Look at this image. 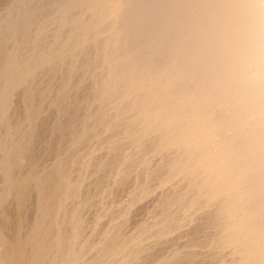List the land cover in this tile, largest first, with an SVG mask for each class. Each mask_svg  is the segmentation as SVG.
Segmentation results:
<instances>
[{
  "label": "bare ground",
  "instance_id": "1",
  "mask_svg": "<svg viewBox=\"0 0 264 264\" xmlns=\"http://www.w3.org/2000/svg\"><path fill=\"white\" fill-rule=\"evenodd\" d=\"M79 9H82L81 14L79 13L78 16L76 15L73 19L74 22H71L73 26L75 25V30L73 32L70 31L71 33L67 32V34L69 33L68 37L65 38V41L62 40L64 41L62 44L64 48L61 47L64 51H68V54L72 57L71 65L68 62L69 67H71L69 71L75 69L76 71L74 72L76 73L77 69H80L86 75H90V77L88 76L89 78L93 79V92L92 90L90 91L89 88V90H87V96L89 92L90 94L94 93V96L91 94L90 97L92 100L93 97L96 99L97 112L95 115L97 114V121L105 126V132H108L112 137L122 135L126 140L127 138L132 139L135 143L134 145L138 147L137 150L141 157L135 154L140 157V160L137 159V161H139L137 163H139L140 166L139 179L142 177L141 180L144 181L143 186L145 185L143 191L142 187H140L141 193L138 201L140 200L142 203L148 196V198L152 195L154 196H152L155 200L153 201L159 211V220L157 219L158 230L156 231L158 246L162 244L164 238L168 239V237H173V235L180 232L184 233L190 239L192 237H198V235H204L207 240L204 244L210 249V264H264V0H83L81 8ZM69 12L67 11V13ZM65 17L67 16L64 15L63 20ZM68 18L65 19L67 23L69 20ZM70 19V21H72V18ZM61 30H63V28ZM60 44L61 42H59L58 45ZM54 47L56 48V45ZM55 48H53V51ZM57 49H55V51L59 56V52L61 51L58 52ZM34 51L36 52V50ZM64 51L63 53H65ZM56 53L54 52V54ZM35 56L37 55L35 54ZM45 56L42 60L40 59L41 61H38V64L41 62L40 64L43 66L45 65L44 63L49 61L51 56ZM54 56L56 55H53V57ZM64 56L67 55L65 54L61 57L63 58ZM70 56L68 57L71 59ZM64 59L66 60V58ZM53 61L56 63L55 59L49 61V63ZM59 62H61V60ZM66 62L67 61H65V63ZM34 63H37V61ZM52 65L53 67H59L57 64ZM43 67L46 68L45 66ZM61 68L64 69L61 66L59 72H62ZM43 70H45L44 72L47 71L46 69ZM80 70H78V72ZM49 71H51V69ZM49 71L47 72L49 73ZM44 72L42 71V74L45 77L47 74L45 73L44 75ZM57 72L56 74H58ZM27 73L30 75L31 73L34 74L28 71ZM72 73L71 75H73ZM84 76L81 78H84ZM17 77L19 79V76ZM65 80H67V78ZM26 81H28V79ZM79 83L80 82H78V84ZM81 83L79 85H81ZM77 85L75 86L80 90L81 88H78ZM75 86L72 89L76 88ZM90 87L93 86L90 85ZM10 91H13V89H10ZM83 93H81V95ZM49 96H51V94ZM90 99L89 101H91ZM84 101H86V99ZM96 103H94V105ZM6 105V109L12 114L13 112L11 110L13 109V105H11L9 98ZM73 105H75V103ZM59 106L58 104V107ZM90 106H92V102ZM94 107L91 109L94 110ZM74 108L76 107L74 106ZM92 111L90 110L91 114L93 113ZM4 112H6V110ZM6 113H2L1 116ZM67 115L69 116V114ZM96 116L94 118H96ZM34 120L35 118L33 121ZM94 120L95 119H93V121ZM96 123H94V125ZM93 132L94 130H92V133ZM78 135L79 134H77V136ZM100 136L102 135L100 134ZM129 141L131 142V140ZM131 144L132 142L130 145ZM117 147L115 148L117 149ZM138 151L136 152L138 153ZM133 158L135 159V157ZM132 164H134V162ZM127 171L125 170V172ZM53 172L55 171L53 170ZM21 180L25 182V178ZM53 180L52 177L48 176V184L49 182H53ZM19 182L21 181L19 180ZM19 184V186H22V182ZM45 184L47 183H44L43 186L47 187L48 185L46 186ZM23 185L22 187L24 188L25 184ZM93 185H95V183ZM54 187L56 186L53 185L52 187V183H50L47 187V191L44 188L46 191L44 192H52ZM44 189L40 190L42 191ZM58 189L60 188L58 187ZM13 190L16 189L14 188ZM18 190L19 188L16 191ZM40 194H43V192H40ZM52 195L54 194L52 193ZM60 196L62 197L63 195L60 193ZM135 197L138 198L137 196ZM18 198L23 199L20 195ZM19 201L21 200L18 199V202ZM146 201L143 203L145 204ZM53 202H55V200ZM21 203L17 204L20 205ZM25 203H23V205ZM49 203L51 204V202ZM26 205L27 204H25V206ZM54 206H50V208H55ZM47 208H49V206ZM2 211H0V213ZM44 214L45 213H43V215ZM2 215L4 217V212ZM53 215L50 216L53 217ZM18 216H20L21 220L22 216ZM48 218L49 216L46 217L47 220H49ZM1 225L3 226V224ZM51 225H53V223ZM155 225L157 226L156 223ZM4 226L6 225L4 224ZM47 227L50 229L49 226ZM72 227L70 225L71 231L73 230ZM141 227L143 228V226ZM41 228L44 230L45 227ZM65 228L68 230V227ZM4 229L3 232L5 231ZM144 229L146 230L147 228ZM36 231L38 230L36 229ZM40 231L41 229L39 232ZM75 231L79 233L77 229ZM111 232H109V234ZM119 232H116L114 238L112 237L111 246L113 247H119L121 244L122 233L120 234ZM14 233L16 234V232ZM18 234L21 235L22 233ZM31 234H34V232ZM48 234L47 240L51 239V236H49L48 239ZM53 234L54 233H52V235ZM54 235L52 238H54ZM139 235L141 236L142 234ZM24 236V238L23 236H15L17 239H13V241L11 237L8 236V239L10 238L12 242L9 241L10 239H7L8 244L7 246L5 245L6 248L4 246L5 251H3L5 252L3 257L8 261L7 264L9 262L12 264L46 263L51 253L48 244L50 247L53 246L49 241L47 244V242L42 240L46 236L44 235V237L42 234L41 239L37 237L38 234L34 236L33 238L37 237V241L33 239L34 242L36 241L35 244H31L28 241L31 240L32 237L30 238L29 236L30 239H27L28 236ZM58 236L60 237V235L57 234L56 237L58 238ZM72 236H74V234ZM69 237L70 236H68V240ZM6 238L7 237H4V239ZM60 238H58V240H60ZM70 239L73 240V238ZM119 239L121 240L119 241ZM95 242H97V240H95ZM69 243V245H71V242ZM54 245L56 248V244ZM128 245L131 246L133 244L130 245L128 243ZM147 246H149L148 243ZM72 247L74 249L75 246L73 245L71 248ZM199 247L201 246L199 245ZM57 248L59 250V247ZM159 248L160 247H158V250ZM2 249L3 247L0 250L2 251ZM111 249L108 247V251ZM1 251L0 253H2ZM52 251H54V248ZM108 251H104V253ZM69 252L71 253L72 251L69 249ZM73 254L74 252H72V255ZM75 255L77 256V254ZM82 255L86 256V254ZM82 255L81 258L83 259ZM67 256L70 257V255ZM59 257L61 258L62 255ZM59 257H56V259ZM71 257L70 259H73ZM117 257L118 255L115 259ZM63 258H61V260ZM77 258H79V256ZM161 258L159 259L160 261ZM173 259L167 260V262L165 261L166 259H163V262H165V264H174L171 262ZM88 260L90 262V259ZM83 261L85 262V260ZM103 261L104 260L100 263ZM177 261L180 260L177 259ZM2 262H5L4 259ZM81 263L80 261V264ZM160 263L162 264V261ZM65 264L68 263L65 262ZM75 264L77 263L75 262Z\"/></svg>",
  "mask_w": 264,
  "mask_h": 264
},
{
  "label": "rangeland",
  "instance_id": "2",
  "mask_svg": "<svg viewBox=\"0 0 264 264\" xmlns=\"http://www.w3.org/2000/svg\"><path fill=\"white\" fill-rule=\"evenodd\" d=\"M82 3H83V0H79V1L78 0H0V109H1L0 110V208H1L0 211H2V209H3V211L1 213L3 214V212H4V217L0 213V216H1L0 217V221H1L0 223L3 224V226H4V224L6 225L3 227L0 224V226H1L0 227V240H1L0 241V249L3 247L2 251L0 250L2 252V253H0V257L2 256L0 258V264H7V262H8L5 260L6 258L3 257L5 255V252H3V251H5L4 249L6 248V246L8 244V240L10 239V238L8 239V236L11 237V239L13 241V239L14 240L17 239V238H15V236H17V237L23 236V238H24L25 237L24 235H27L28 236V237L26 236L27 239H30L32 237L31 238L32 241L28 240L29 243L35 244L37 241L36 238L40 237V239H41L42 234H43V236L44 235L46 236V237L44 236L45 238L42 240L47 242V244L49 241V243H51L54 246L53 247L50 244L52 246V247H50L48 244V247L50 248L51 253L49 254L50 257L47 261L48 263L46 262L44 264H56L57 262H58L57 264H62V263L65 264V262H67L69 264L70 261H71L70 264H75V262L77 264H80V261L82 262L81 264H89V263L90 264H98V263L99 264H105V263L106 264H115V263L116 264H161L160 263L161 261H162V264H165V262H163V259H166L165 261L167 262V260L169 261L170 259H173V258L174 259L171 262H173L174 264H204V263L210 264V258H209L210 257L209 256L210 255V253H209L210 249H208V247H206V244H204L207 241L204 235H198V237H192L190 239L184 233L180 232V233L173 235V237H171V236L168 237V239L164 238V240L162 241V244L160 246H158V244H157L158 239L156 238L157 237L156 231L158 230L157 219L159 220V215H158L159 211L157 209V206L155 205V202H154L155 200L153 198L154 196L152 195L153 196L152 197L151 196L152 193H151L150 194L151 197L148 198L149 197L148 196L146 198L147 201L144 200V201H146L145 204L143 203L144 201L142 203L140 202V200L138 201V199L140 198V193H141L140 187H142V191H143L145 185L143 186L144 181L141 180L142 179L141 175H140L141 179H139L140 166H139V163H137V162H139V161H137V159L140 160L141 155H140L139 151L137 150L138 149L137 145H134L135 143L133 142L132 139L127 138V140H126V138L122 135H118V136L114 135L115 137H112L108 132H105L106 131L105 126L102 123H100L99 121H97L98 120V117L96 116L97 114L95 115V113L97 112V110H96L97 109L96 108L97 103L95 101L96 99H94L95 97H93L94 93L93 94L91 93V94L93 95L92 97H93V100L95 102L90 97L91 96L90 92H89V95L87 96V94H88L87 90H89V88H90V91L92 90V92H93V89H94V82H92L93 79L89 78L90 75H88V74L86 75L80 69H77V72H78V70H80L82 72L79 71L78 73L77 72L75 73L74 72V71H76L75 69H73V70L71 69V71H69L71 67H69L68 62L71 65L72 57L70 56V54H68V51L63 50L64 47L62 44L65 41V38H67L69 35V33L67 34V32H70V31L73 32L75 30V27H74L75 25L73 26L71 22H74L73 19L76 17V15L78 16L79 13L81 14L82 9H79V8H81ZM75 7L76 8L78 7V8L76 9ZM67 11L68 12L70 11V12L67 13ZM75 12H78V13H75ZM69 14L71 16L73 14L74 15L71 17ZM64 15L67 16V17H65V19L70 16L68 18L69 24L67 22H65V19L63 20ZM54 17H56V18H54ZM70 18H72V21H70L71 20ZM53 21L54 22L56 21V22L54 23ZM63 26H65V27H63ZM51 27H53V28H51ZM62 28H63V30H61ZM64 32H66V33H64ZM53 33H55L56 35L58 34L57 35L58 37ZM54 35H55V37H54ZM61 35H62V37H61ZM59 36H60V38H59ZM50 40H52V41H50ZM62 40H64V41H62ZM59 42H61L60 45H58ZM55 45H56V48L54 47ZM53 48H55V49L58 48L59 49V50L57 49L58 52L61 51V52H59V56L56 53L55 49L53 51ZM34 50H36V52ZM63 51L65 53H63ZM52 52H53V54H52ZM54 52L56 54H54ZM35 54L37 56H35ZM45 54H46V56H45ZM65 54L67 56H64L62 58L61 56L65 55ZM49 55L52 57V58L50 57L49 61H52L55 59L56 63H55V61L50 62V63L48 61V62H46L47 64L44 63L45 65H43L46 68H44L40 64L41 62L38 64V61L40 59L42 60L44 58V56L49 57ZM53 55H56V56L53 57ZM68 56H70L71 59ZM64 58H66V60ZM60 60H61V62H59ZM36 61H37V63H34ZM65 61H67V62L65 63ZM50 64H51V66H50ZM52 64H54V65L57 64L59 67L58 68H57V66H55V67L58 70L55 67H53ZM59 64H62V65H59ZM47 66H48V68H47ZM61 66L64 69L61 68L62 72H59ZM15 67H17V68H15ZM49 67H50L51 71H49L50 70ZM22 69H24V70H22ZM43 69H46L47 71H49V73L47 71L44 72L45 70H43ZM52 70L55 74L52 72ZM8 71H9V73H8ZM27 71L30 73L33 72L34 74L31 73V75H30L27 73ZM42 71L44 72V75L46 73L48 76L45 75V77H44L42 74ZM67 71L69 73L70 72L71 73L74 72V73H72L73 75H71V73L69 74ZM56 72L58 74H56ZM53 74H54V76H53ZM84 74H85V76H84ZM55 75H57V76L59 75L58 76L59 78ZM17 76H19V79ZM64 76H65V78H64ZM82 76H84V78H81ZM46 77H48V78H46ZM38 78H40V79H38ZM42 78H43V80H42ZM66 78L68 81H70V80H72V81L68 82L67 80H65ZM76 78H77V80H76ZM27 79H28V81H26ZM84 79H85V81H84ZM33 80H35V81H33ZM57 81H58V83H57ZM66 81H67V83H66ZM81 81H82V83H81ZM78 82H80L81 85H79L80 83L78 84ZM62 83H63V85H62ZM16 84L17 85L20 84L21 86L20 85L17 86ZM64 84H66V85H64ZM75 85H77L78 88L80 87L81 89L80 90L77 89V87ZM90 85L93 87H90ZM12 86H13V88H12ZM46 86H48V87H46ZM61 86H62V88H61ZM74 86L76 88L72 89ZM10 89L11 90L13 89V91H10ZM18 90H19V92H18ZM39 90H40V92H39ZM43 90H44V92H43ZM69 90H72V91H69ZM76 90H77V92H79V91L80 92L77 93ZM41 92H43V93H41ZM61 92H62V95H61ZM46 93L48 94V96ZM81 93H83V94L81 95ZM50 94H51V96H49ZM11 95H14V96H11ZM84 96H85V98H84ZM8 98H9V101L11 102V105H13V107H12L13 109L12 108H11L12 110L10 109L13 112L12 114L10 111H9L10 112L9 113L8 110L6 109V106H7L6 104L8 102ZM52 98H55V99H52ZM77 98L80 100H78ZM40 99L42 102L40 101ZM81 99L83 101L86 99V101H84L85 103ZM89 99L91 101H89ZM76 100H78V101H76ZM60 101H62V102H60ZM91 102H92V106H90ZM56 103H57V106H56ZM74 103H75V105H73ZM80 103H82V104H80ZM94 103H96V104L94 105ZM58 104L60 105L59 107H58ZM74 106L76 108H74ZM85 106H87V107H85ZM83 107H85V108H83ZM93 107L95 108L94 110L91 109ZM2 110H4V111L6 110V112L8 114ZM85 110H87V111H85ZM90 110L91 111L93 110L92 112L94 113V115H93V113L91 114ZM68 111H69V113H68ZM2 113H6V114H3V116H1ZM67 114H69V116ZM84 114H86L88 116H86ZM89 116H91V117H89ZM95 116H96V118H94ZM2 117H4V118H2ZM34 118H35V120L33 121ZM71 118L72 119L74 118V119L72 120ZM91 118H93L95 120L93 121V119H91ZM67 120H69V121H67ZM91 122H93V123H91ZM94 123H96L97 125L95 124L96 125L95 126ZM102 125H103V127H102ZM84 126H86V127H84ZM83 130H84V132H83ZM92 130H94L93 133H92ZM100 130H101V132H100ZM77 134H79V135L77 136ZM98 134H99V136H98ZM100 134L102 136H100ZM77 140H78V142H77ZM129 140H131V142H132L131 145H130L131 142ZM127 141L130 143L127 144L128 143ZM111 143H112V145H111ZM119 143L121 144V147H120ZM106 144H107V146H106ZM107 147H108V149H107ZM115 147H117V149ZM112 148H113V150H112ZM135 150L138 151V153ZM135 153L138 154L140 157L138 155L136 156ZM118 155H119V157H118ZM114 156L116 159L114 158ZM132 156L135 157V159ZM112 159H114V160H112ZM119 159H122V160H119ZM132 159H134V160H132ZM133 162H134V164H132ZM125 166H128V167H125ZM130 166H131V168H130ZM129 168H130V171H129ZM53 170L55 172H53ZM125 170L126 171L128 170L129 172L128 171L125 172ZM33 174L36 176H34ZM130 174H132V175H130ZM48 176L52 177V179H54L53 182H49V184L52 183V187H53V185L56 187H54L55 190H54V188L52 189V192L50 191L49 193H45L47 191V187L49 186V184L47 182ZM69 176H71V177H69ZM22 178L23 179L25 178V182H24V180H21ZM19 180L22 182V184H21L22 186H24L23 184H25L24 188L22 186H19L20 185L19 183H21V182H19ZM30 180H31V183H30ZM35 180H36V182H35ZM116 182H118V183H116ZM16 183H17V185H16ZM44 183H47L45 185L46 186L48 185V186L47 187L43 186ZM94 183H95V185H93ZM137 184H140V185H137ZM14 186H16V187H14ZM21 187L23 188V190ZM58 187L60 189H58ZM14 188L16 190L19 188V190H18L19 192L16 190H13ZM44 188L46 189V191ZM40 189H44V190L41 191ZM76 190H77V192H76ZM138 191H140V192H138ZM22 192L23 193L25 192L28 195V197L25 193L23 195ZM40 192H43L44 195L40 194ZM19 193H21V194H19ZM52 193L54 195H52ZM56 193H57V195H56ZM60 193H61V195H63L62 197L60 196ZM66 193H67V195H66ZM79 193H83L84 195L79 194ZM18 194L20 195V197L22 196L23 199L18 198L19 197ZM87 195H88V197H87ZM46 196H47V198H46ZM56 196H57V199H56ZM135 196H137L138 198H136ZM75 197H77V198H75ZM24 198H25V200L26 199L28 200V201L26 200V203H25ZM4 199H5V201H4ZM18 199H20L22 201V203H21V201L18 202ZM45 199H48L49 201L45 200ZM52 200L53 201L55 200V202H53ZM69 200H70V202H69ZM56 201H57V203H56ZM49 202H51V204ZM58 202H59V205H58ZM17 203L18 204L21 203L22 205L20 204L21 205L20 206ZM23 203H25L27 205L25 206V204L23 205ZM148 203H150V204H148ZM130 205H131V207H130ZM137 205H139L140 207ZM44 206H46V207H44ZM48 206H49V208H47ZM50 206H54L55 208H53V207L50 208ZM60 208H61V210H60ZM44 209H45V211H44ZM53 210H55V211H53ZM149 211H150V213H149ZM78 212H80L81 214ZM23 213H24V215H23ZM43 213H45V214L43 215ZM53 213H54V215H53ZM5 214H6V216H5ZM40 214H41V216H40ZM49 214L53 215V217H51ZM55 214L57 215V218H56ZM62 214L63 215L65 214V215L63 216ZM18 215L22 216L21 220H20V216H18ZM124 215H126V216H124ZM48 216H49V218H48L49 220L46 219V217H48ZM54 216H55V218H54ZM82 216H83V218H82ZM79 220H80V223H79ZM68 221H70V222H68ZM6 222H8V223H6ZM144 222H145V224H144ZM20 223H21V225H20ZM52 223H53V225H51ZM78 223L80 224V226ZM155 223L157 224V226L155 225ZM70 225H71V227L73 225L72 229L74 231L73 230L71 231ZM47 226H49L50 229ZM120 226L123 228H121ZM141 226H143V228ZM41 227H43V228L45 227L44 230ZM65 227H68V230ZM1 228H2V230H1ZM39 228L41 229L40 232H39V230H40ZM51 228H54V229H51ZM75 228L78 230L79 233H77V231H75L76 230ZM144 228H147V229L145 230ZM3 229L5 230L4 231L5 233L3 232ZM36 229L38 231H36ZM63 229L65 230V232ZM53 230H55V231H53ZM111 230H112V232H111ZM117 230H119L120 232ZM32 231L34 232V234H31V233H33ZM49 231H51V232H49ZM58 231H59V233H58ZM14 232H16V234ZM26 232H29V233H26ZM70 232H72V233H70ZM74 232H76L78 235ZM109 232H111V233L109 234ZM113 232H114V234H113ZM116 232L117 233L119 232L120 234L122 233V235H121L122 241H120L121 239H119V241L121 243L119 245V247L111 246L112 237L114 238V236L116 235ZM18 233H22L24 235H22V234L20 235ZM52 233L55 234V235L53 234L54 238H52V236H53ZM56 233L58 235H60V237H62V238H60L58 236V238H60L61 241L58 240V238L56 237L57 236ZM68 233H70V234H68ZM37 234H38V236L33 238ZM47 234H48V239H49V236H51L50 237L51 239L47 240ZM61 234H63V235H61ZM66 234L68 236H70L69 240H68V236ZM71 234L72 235L74 234V236H72ZM139 234H142L143 236L142 235L140 236ZM152 234H153V236H152ZM4 235H6V236H4ZM29 236H30V238H29ZM76 236H78L80 239ZM177 236L180 238H178ZM199 236H201V237H199ZM4 237H7V238L4 239ZM151 237H153V238H151ZM174 237H176V238H174ZM70 238H73V240ZM200 238H202V239H200ZM11 239L9 241H11ZM33 239H35L36 241L34 242ZM131 239H133V240H131ZM95 240H97V242H95ZM109 240H110V242H109ZM181 240H182V242H181ZM52 241H54V242L56 241L57 243L56 242L54 243ZM59 241L62 244H60ZM74 241H75V243H74ZM79 241H80V244H79ZM142 241H143V243H142ZM69 242H71V245H69L70 244ZM76 242H78V243H76ZM134 242H135V244H134ZM144 242H146V243H144ZM186 242H187V244H186ZM3 243H5V244H3ZM66 243L69 246V248L66 245ZM128 243L130 245L131 244H133V245L129 246ZM147 243L149 246H147ZM54 244H56V248H55ZM136 244H137V247H136ZM65 245H66V247H65ZM73 245L75 246L74 249H73V247L71 248V246H73ZM76 245H77V248H76ZM122 245H124V246H122ZM199 245L202 248L199 247ZM4 246H5V248H4ZM57 247H59V250ZM60 247H62L63 250ZM108 247H109V249L112 248L113 250L111 249L112 251L111 250L108 251ZM145 247H147V248H145ZM158 247H160L159 250H158ZM204 247H206V248H204ZM53 248H54L55 252L52 251ZM69 249H70V251L74 252L73 255H72V252L71 253L69 252ZM56 250H57V252H56ZM91 250L92 251L94 250V251L92 252ZM101 250L102 251L103 250L108 251V252H105L106 253V255H105L104 251L102 253ZM154 250H156V251H154ZM164 250H166V251H164ZM63 251H65V252H63ZM77 251H78V253H77ZM81 252H83V253H81ZM125 252H127V253H125ZM60 253H62V254H60ZM63 253H64V255H63ZM88 253H90V254H88ZM187 253H188V256H187ZM75 254H77V256ZM82 254H86L87 257L85 255L83 256ZM99 254H100V256H99ZM115 254H117L119 258L117 257L115 259V257L117 256ZM139 254H141L142 256ZM182 254H183V256H182ZM55 255H57V256H55ZM61 255H62L61 258L65 257V258H63L64 260L63 259L61 260V258L59 257ZM67 255H70V257L72 255L71 258H73L74 260L70 259V257H68ZM81 255L83 256V259L81 258ZM155 255H156V257H155ZM189 255H190V257H189ZM78 256H79V258H77ZM158 256H159V258H158ZM161 256H162V258H161ZM56 257H59V258L56 259ZM100 257H102V258H100ZM194 257H197V258H194ZM160 258H161V261L159 260ZM3 259L5 262H2ZM50 259L52 260V262ZM88 259H90V262ZM99 259H100V261H99ZM119 259L122 261H120ZM137 259H139V260H137ZM177 259L180 261H177ZM53 260H54V262H53ZM59 260H60V262H59ZM83 260H85L86 263ZM102 260H104V261L102 263H100ZM128 260H129V262H128ZM141 260H142V262H141ZM106 261H108V262H106ZM8 264H12V263L9 262Z\"/></svg>",
  "mask_w": 264,
  "mask_h": 264
}]
</instances>
